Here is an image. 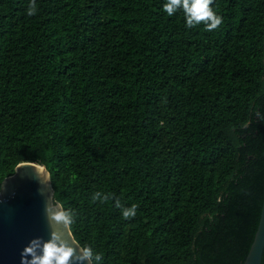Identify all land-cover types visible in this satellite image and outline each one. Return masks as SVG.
I'll return each mask as SVG.
<instances>
[{"label":"trees","instance_id":"obj_1","mask_svg":"<svg viewBox=\"0 0 264 264\" xmlns=\"http://www.w3.org/2000/svg\"><path fill=\"white\" fill-rule=\"evenodd\" d=\"M164 2L0 0V183L43 164L92 264H241L263 199L264 0H212V30Z\"/></svg>","mask_w":264,"mask_h":264},{"label":"water","instance_id":"obj_2","mask_svg":"<svg viewBox=\"0 0 264 264\" xmlns=\"http://www.w3.org/2000/svg\"><path fill=\"white\" fill-rule=\"evenodd\" d=\"M53 196L49 172L43 164L18 162L13 173L0 183V264H20L25 245L39 252L42 241L54 240L82 249L73 238L68 223ZM264 248V185L258 223L241 264H261ZM92 264V262H91Z\"/></svg>","mask_w":264,"mask_h":264},{"label":"clouds","instance_id":"obj_3","mask_svg":"<svg viewBox=\"0 0 264 264\" xmlns=\"http://www.w3.org/2000/svg\"><path fill=\"white\" fill-rule=\"evenodd\" d=\"M211 2L212 0H165L162 8L168 15H172L177 9H182L186 27H192L203 21L205 29L212 30L220 25L222 18L209 6ZM33 11L31 7L28 9L29 14ZM135 208L134 204L124 207L122 215L133 216ZM56 218L70 222V216L67 214H58ZM93 259L100 262L101 256L98 252L94 253L90 246L85 245L77 250L70 244L54 240L50 233L48 240L42 241L40 250L35 255L31 247L24 246L21 250L20 264H91Z\"/></svg>","mask_w":264,"mask_h":264}]
</instances>
